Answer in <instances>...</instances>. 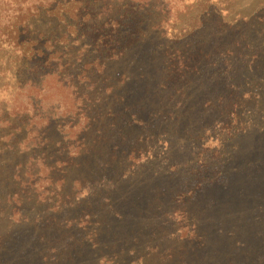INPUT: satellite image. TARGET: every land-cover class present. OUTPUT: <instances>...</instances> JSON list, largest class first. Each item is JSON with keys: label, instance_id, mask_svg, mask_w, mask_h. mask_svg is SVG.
<instances>
[{"label": "rangeland", "instance_id": "1", "mask_svg": "<svg viewBox=\"0 0 264 264\" xmlns=\"http://www.w3.org/2000/svg\"><path fill=\"white\" fill-rule=\"evenodd\" d=\"M78 1L0 32V264H264V0Z\"/></svg>", "mask_w": 264, "mask_h": 264}, {"label": "trees", "instance_id": "2", "mask_svg": "<svg viewBox=\"0 0 264 264\" xmlns=\"http://www.w3.org/2000/svg\"><path fill=\"white\" fill-rule=\"evenodd\" d=\"M12 5L14 4L16 6L11 8V10L5 12L3 14L4 17H7L5 19L4 23L0 22V32H9L8 33V38L7 41L8 44L14 45V46H19L20 48V55L22 58L30 59V60H41V55L42 51L37 45L38 39H32V38H25L20 41V34L22 32H27L26 28L28 26V21L32 17H37L39 14L43 11V9H48L47 13L50 15L55 16L56 18H64L65 16H68V18H76L77 17V12L78 8L76 7V4H80L82 7V2L78 0H66V4L68 6V3L71 2L73 4V12L75 13L74 16L73 14L71 15V12H61L60 10L57 9V6L55 4L60 3V0H10ZM63 1V0H61ZM75 1V3L73 2ZM78 1V2H77ZM72 6V5H71ZM45 7V8H44ZM83 8V7H82ZM4 13V12H2ZM68 14V15H67ZM3 35H6L3 33ZM2 40H0L1 42ZM24 47H20V46ZM56 60V51L53 50L51 53L43 60L41 65H46L50 61ZM33 86L36 87L39 93L42 92L43 90V83H40L38 85L33 84Z\"/></svg>", "mask_w": 264, "mask_h": 264}]
</instances>
